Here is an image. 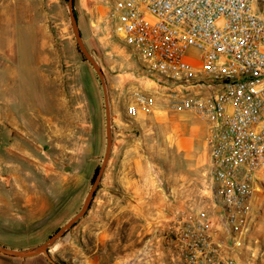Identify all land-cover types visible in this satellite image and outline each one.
I'll use <instances>...</instances> for the list:
<instances>
[{"label": "rangeland", "instance_id": "obj_1", "mask_svg": "<svg viewBox=\"0 0 264 264\" xmlns=\"http://www.w3.org/2000/svg\"><path fill=\"white\" fill-rule=\"evenodd\" d=\"M74 12L107 86V158L104 90L77 44L68 0H0V245L26 251L45 243L81 211L97 168L107 160L88 210L49 246L52 262L45 254L23 258L0 252V264L150 263L158 256L156 242L167 248L184 219L217 216L208 128L201 118L190 112L179 116L162 101L151 112L128 114L133 91L154 94L156 84L139 77L137 56L114 36L109 5L74 0ZM198 55L191 49L188 58ZM172 136L189 142L195 156L190 170ZM110 159L113 169L149 168L153 185L164 187L167 198L136 197L137 187L115 174L103 180ZM138 184L142 188L144 182ZM170 211L172 219L158 217ZM250 213L251 228L235 264H264V182Z\"/></svg>", "mask_w": 264, "mask_h": 264}, {"label": "built area", "instance_id": "obj_2", "mask_svg": "<svg viewBox=\"0 0 264 264\" xmlns=\"http://www.w3.org/2000/svg\"><path fill=\"white\" fill-rule=\"evenodd\" d=\"M113 33L137 56L170 112H192L208 128V171L216 218H186L173 242L186 264H235L264 182V0H103ZM191 49L199 52L189 60ZM197 63V64H196ZM156 94L138 88L128 114L151 112Z\"/></svg>", "mask_w": 264, "mask_h": 264}, {"label": "crops", "instance_id": "obj_3", "mask_svg": "<svg viewBox=\"0 0 264 264\" xmlns=\"http://www.w3.org/2000/svg\"><path fill=\"white\" fill-rule=\"evenodd\" d=\"M156 93H157L156 94L157 103L159 104V101H162L164 107H166V109H167V106H166L167 98H166V96H164V94L162 96L160 92H156ZM186 112H174V113L179 114V113H186ZM190 113H192V112H190ZM179 116H180V114H179ZM203 125L206 129L207 124L205 122H203ZM198 128L200 129L201 126L198 125ZM171 140H172L171 141L172 145H174L173 147L177 151L182 150L181 154H182L183 159H184L183 162H185L186 167L190 170L191 169L190 167H194V166H192V164H190V161L195 156H193L191 153L192 148H191L189 142H187V140H185V141L181 140V139L179 140L178 138L175 139V137H173V136H172ZM111 158H113V156ZM207 159H209V158H207ZM111 162L112 161L110 159L108 166L106 168V171L104 173L103 180L107 179L106 176L109 174L118 175L119 179H120L119 181H121L122 183H124L123 181H125L126 183H127V181H129L128 182L129 184H131V185L133 184L134 186L137 187L135 189V191L138 192L135 194L136 197H140V198L145 199L144 197L148 196L149 198H147V199H151L153 202L154 201L159 202V201L165 200V197L168 196L166 194V189L164 187L160 186L159 184L157 186L153 185V183H152L153 179L150 176L149 168H147V167L139 168L138 166L136 167V166L132 165V166H130V168H127L124 171L123 169H120V168L113 169V167H111ZM136 163H138V162L136 161L134 164H136ZM138 164H141V160H139ZM139 182L140 183L144 182L142 188L138 187L140 185V184H138ZM175 192H176V190H175L174 186L172 185L171 186V194L172 195H173V193L176 194ZM169 195H170V192H169ZM167 205H168V207H170L169 204H167ZM142 217H144V216H142ZM158 217L163 218V219H167V218L172 219L173 218V212L170 211V213H168L167 215H165V216L159 215ZM213 236H214V240H216L222 244L224 256H226V257L231 256L236 261V258L238 255H237V252H232L230 250V242H229L230 240H229V235L227 234V232L223 229H217L216 231L214 230ZM159 239H156V240H159ZM167 242L169 243L168 244L169 246L167 248H161V247H159V244L157 241L156 242L157 248H155V254H157L158 256L154 257V255H153V258H152L153 261L152 262H150V263L142 262L141 264H172V262H175V260L183 261L181 258V254L179 252V249H175L176 247H175L174 243L172 241H167Z\"/></svg>", "mask_w": 264, "mask_h": 264}, {"label": "water", "instance_id": "obj_4", "mask_svg": "<svg viewBox=\"0 0 264 264\" xmlns=\"http://www.w3.org/2000/svg\"><path fill=\"white\" fill-rule=\"evenodd\" d=\"M68 10H69L70 20L72 23L74 35H75L77 44L79 46V49L83 53L85 58L92 63V65L94 66L95 70L97 71L99 78L102 82V86H103V90H104L105 104H106L107 129H108L107 130V150H106V158H107L109 156L110 149H111V132L109 130V128H110V107H109V101H108L107 86L105 83L104 75H103L102 71L100 70V67L98 66V64H96V62L94 61V59L92 58V56L88 52V50L85 47L84 42L82 40V36H81L80 30L78 28L76 16L74 14V0H68ZM106 161H104V163L102 164V166L99 169V172H98V174H97V176L93 182L91 191L86 198L84 206L82 207L81 211L73 219H71L69 222H67L53 236H51L45 243H43L40 246H37L33 249L26 250V251H17V250L9 249L5 246L0 245V252L5 254V255L17 256V257H23V258L32 257V256L40 255V254H45L48 257V259L50 260V262H52V260L49 258V255H48L49 246L54 241H56L58 238H60L88 210V208L91 204L92 198H93L95 191L97 189L98 183H99L101 176L103 174V171L106 167Z\"/></svg>", "mask_w": 264, "mask_h": 264}, {"label": "trees", "instance_id": "obj_5", "mask_svg": "<svg viewBox=\"0 0 264 264\" xmlns=\"http://www.w3.org/2000/svg\"><path fill=\"white\" fill-rule=\"evenodd\" d=\"M74 13H75V16H76V18H77L76 12H74ZM98 172H99V168H97V170H96V173H95V178H96V176H97ZM95 178H94V179H95Z\"/></svg>", "mask_w": 264, "mask_h": 264}]
</instances>
